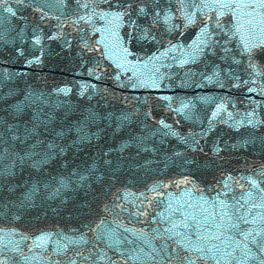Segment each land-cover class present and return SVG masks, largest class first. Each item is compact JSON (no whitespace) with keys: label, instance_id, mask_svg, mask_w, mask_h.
<instances>
[{"label":"water","instance_id":"obj_1","mask_svg":"<svg viewBox=\"0 0 264 264\" xmlns=\"http://www.w3.org/2000/svg\"><path fill=\"white\" fill-rule=\"evenodd\" d=\"M262 5L0 0V264H264Z\"/></svg>","mask_w":264,"mask_h":264},{"label":"snow or ice","instance_id":"obj_2","mask_svg":"<svg viewBox=\"0 0 264 264\" xmlns=\"http://www.w3.org/2000/svg\"><path fill=\"white\" fill-rule=\"evenodd\" d=\"M262 7H264V5H262ZM258 235H259V233H258Z\"/></svg>","mask_w":264,"mask_h":264}]
</instances>
